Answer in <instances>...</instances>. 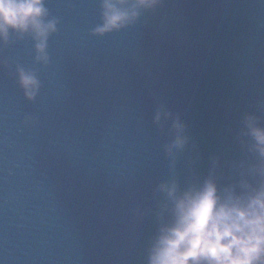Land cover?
Here are the masks:
<instances>
[{
	"label": "water",
	"instance_id": "obj_1",
	"mask_svg": "<svg viewBox=\"0 0 264 264\" xmlns=\"http://www.w3.org/2000/svg\"><path fill=\"white\" fill-rule=\"evenodd\" d=\"M111 2L137 15L99 33L105 0H44L43 53L0 37V264H149L162 185L264 179V0Z\"/></svg>",
	"mask_w": 264,
	"mask_h": 264
},
{
	"label": "clouds",
	"instance_id": "obj_2",
	"mask_svg": "<svg viewBox=\"0 0 264 264\" xmlns=\"http://www.w3.org/2000/svg\"><path fill=\"white\" fill-rule=\"evenodd\" d=\"M155 0H138L149 7ZM105 22L95 29L104 33L119 28L137 12L122 10L105 0ZM44 0H0V37L8 40L10 29L34 30L43 53L47 36L56 30V20L45 23ZM47 59L46 56L38 59ZM20 82L29 97L39 87L37 77L20 70ZM255 149L262 158L255 168L264 177V127L250 126ZM183 143L182 139L177 140ZM174 200L173 218L163 226L153 245L149 264H264V179L258 187L242 182L246 192L235 187L223 191L209 177L202 186L189 188L177 195L175 184L162 185Z\"/></svg>",
	"mask_w": 264,
	"mask_h": 264
}]
</instances>
